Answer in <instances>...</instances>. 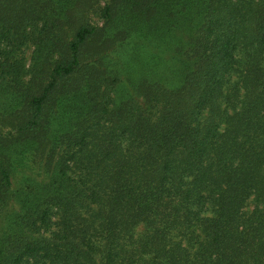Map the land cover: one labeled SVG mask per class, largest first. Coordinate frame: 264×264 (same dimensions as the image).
Returning <instances> with one entry per match:
<instances>
[{"label":"trees","instance_id":"16d2710c","mask_svg":"<svg viewBox=\"0 0 264 264\" xmlns=\"http://www.w3.org/2000/svg\"><path fill=\"white\" fill-rule=\"evenodd\" d=\"M78 9L0 0V264H264V0Z\"/></svg>","mask_w":264,"mask_h":264},{"label":"rangeland","instance_id":"374dc122","mask_svg":"<svg viewBox=\"0 0 264 264\" xmlns=\"http://www.w3.org/2000/svg\"><path fill=\"white\" fill-rule=\"evenodd\" d=\"M45 6H48V8H57L59 4V0H42ZM76 1V4L78 5V11L77 15L80 14V12L84 11L88 22L91 24H100L102 25L105 21V19L102 17L104 7L108 0H74ZM40 19V18H39ZM42 20L38 21L37 27L42 28ZM73 23V22H71ZM74 25L67 24L65 25L64 29L70 34L72 33ZM178 40L177 35L173 34L172 37H168V42H165L164 39H153L152 37H144L143 40L140 38H135L132 41V45L128 47V49H123V47L114 45L111 49L107 51V57L108 63L116 64L121 67L125 66H131L136 65V49L138 46H141V51L144 53L145 56L148 57V59L154 60L155 56L163 57V62L160 63V70H166V65H170L173 68L179 67V61L172 60V56L179 54L181 47H179L176 43ZM142 44V45H140ZM135 46H137L135 48ZM35 48V44L32 40H27L25 44L23 45V54L27 61V67H30V64L32 62V52ZM56 58V53H54V60ZM114 65V66H116ZM171 68V67H170ZM33 73H28L26 75V78L28 79L31 77ZM45 81L48 80V77L46 75L43 77ZM5 130H7V126L4 127ZM31 162L27 166H23L16 172V175L14 176L15 185L20 184L26 177L28 176H35L37 178H41L43 180L46 179L43 175V168L40 163H35L32 165ZM43 175V176H42ZM17 206H14L13 204H9V212L13 213Z\"/></svg>","mask_w":264,"mask_h":264}]
</instances>
